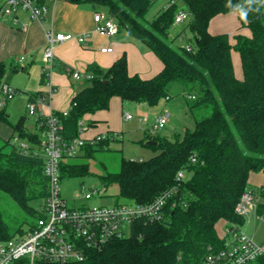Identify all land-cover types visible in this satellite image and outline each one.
<instances>
[{"label":"trees","instance_id":"obj_1","mask_svg":"<svg viewBox=\"0 0 264 264\" xmlns=\"http://www.w3.org/2000/svg\"><path fill=\"white\" fill-rule=\"evenodd\" d=\"M68 1L105 8L120 29L162 61L163 70L151 79L131 75L126 54L107 70L89 64L85 74L89 79L83 80L82 88L71 101L76 105L67 116L55 114L62 125L64 141L79 136L80 123L87 117L108 111L113 98L156 106L162 100H170L169 91L175 83L189 90V98L195 97L190 98L194 102L192 112H209L195 120L194 129L175 133L172 140L149 137L157 144L145 145L158 152L155 157L146 161L122 158L117 172L105 168L99 176L106 187L118 186L120 198L138 204L151 203L165 191L176 189L165 207L164 221L135 222L131 236L111 240L101 250L87 249L84 261L68 264L199 263L209 246H223L217 231L220 223L244 225L235 209L245 192L259 198L258 214L264 217V185L255 190L248 184L251 173H264V0H181V7L176 3L162 9L151 21L146 15L157 0ZM180 10L192 15L187 28L194 39L191 52L173 46L172 26ZM244 12L248 14L246 20L241 17ZM232 13L242 20L250 35L209 31L213 19ZM233 52L239 55L242 79L235 74ZM17 71L13 65L0 62V90L3 85L10 86L9 80ZM40 95L30 93L28 101ZM24 119L10 125V137L2 138L0 192L37 220L48 195L44 161L33 154L40 149L43 138L28 131ZM90 120L93 127L95 122ZM0 123L9 124L5 107L0 108ZM15 138L27 142L29 148L22 151L13 143ZM110 140L86 144L75 158L65 157L60 164L61 181L91 176L90 161L97 152L108 149ZM25 168L37 172L38 186L36 182L27 183ZM180 171L186 172L182 181L177 180ZM16 231L21 232V227ZM10 238L13 233L0 209V240ZM22 262L19 264H25ZM257 264H264V255Z\"/></svg>","mask_w":264,"mask_h":264},{"label":"built area","instance_id":"obj_2","mask_svg":"<svg viewBox=\"0 0 264 264\" xmlns=\"http://www.w3.org/2000/svg\"><path fill=\"white\" fill-rule=\"evenodd\" d=\"M55 3L57 0H0V20L10 25H17L18 13L26 12L31 20L42 21L45 19L49 5L48 2ZM168 9L177 3V0H165ZM192 21V15L186 10H180L174 19L172 26V38H181ZM94 33L99 36L111 38L118 34L120 27L118 22L109 15L97 12L93 15ZM180 28V29H179ZM46 46L43 50V74L46 85L49 87L48 96L51 97L53 88L49 75L56 67L54 47L57 44L76 41L81 45H86L89 38L86 34H72L55 32L48 30L45 33ZM192 51V45L185 48ZM111 48H102V53H111ZM24 60V58H21ZM73 80L79 82L89 79L85 74L71 69L66 70ZM0 93L5 99L0 100V108H3L7 100L12 97L15 90L9 85H3ZM45 96H38L34 100L28 101V113L36 117L38 125L43 127L44 137L39 150L33 154L44 161L43 174L48 180V195L42 206L39 208L40 217L36 225L27 231H21L17 237L7 240H0V264H68L82 262L86 259L87 249L101 250L108 242L116 238L131 236V226L135 222H145L150 224L161 223L165 219V207L170 198L176 194V189L165 191L154 201L148 204L123 203L112 207L93 206L85 204L70 206L68 201L62 197L61 190V161L67 158H75L82 147L86 144H95L106 138L113 139V136L99 135L86 140L83 137L85 130L83 122L80 123L79 136L66 142L62 138V125L55 114L41 116L38 112L39 104L45 102ZM195 99V97H190ZM62 112L67 116L72 107ZM137 118L143 125H150L151 133L154 130L164 128L168 123L169 114L155 117L150 122V118L145 113L132 115L126 113L125 120ZM150 122V123H149ZM22 151H26L29 146L18 138L14 139ZM186 178V172L180 171L177 180ZM100 197V190L97 188L81 185L78 199L88 202ZM259 198L251 192H245L236 206V213L239 217L246 219L253 211L257 212ZM264 221V217L261 216ZM124 228H128L126 235ZM223 246L215 248L209 246L205 256L196 264H257L258 259L264 255V249L257 244L241 227L229 223L225 225L223 235ZM23 263V262H22Z\"/></svg>","mask_w":264,"mask_h":264},{"label":"rangeland","instance_id":"obj_3","mask_svg":"<svg viewBox=\"0 0 264 264\" xmlns=\"http://www.w3.org/2000/svg\"><path fill=\"white\" fill-rule=\"evenodd\" d=\"M177 4L181 7V0H177ZM165 6V0H157L148 11L146 19L151 21L160 10L165 8ZM96 7L103 11H107L103 7ZM232 16V18L236 16L234 20L230 19V21H226L225 24L220 21V18L222 17H216L213 19L210 27L212 33L229 34V32H231V34L242 33L250 35L249 29L243 27L242 20L239 19L235 13H232ZM122 34H124V32ZM193 43L194 39L192 32L190 29L186 28L182 37H177L173 41V46L176 48H186L189 45H193ZM6 64L8 66L13 65L18 68V71L9 80L10 85L15 89L16 94L10 97L7 100V104L4 105L6 112L9 115V124L0 123V146L3 143L2 138L11 133L10 125L16 124L22 117L25 118V127L28 131L38 133L40 137L43 138L44 132L35 127L36 117L30 116L27 109V94L24 91L28 82V74L21 70L26 62L21 60L20 56H17V59L16 56H13L6 62ZM233 64L235 74L238 75V77H241L242 70L240 58L236 52H233ZM74 88L80 90L82 86H78V83L74 82ZM188 94L189 90H186L179 84H172L169 91L170 100H162L158 105L151 107L146 106L144 110H142V112L147 114L150 118V122L155 117L169 114L167 125L162 129L154 130L153 133L150 131L152 129L149 124L143 125L137 118L132 120L124 119L126 113H130L134 116L142 113L136 107V103L122 102L119 98H113L110 102L108 111L96 113L97 115L108 113L110 116L109 130H107L105 135L110 137L113 136V139L109 141L108 149L97 152L95 158L90 161L91 176L86 178H65L61 181L62 197L68 201L70 206L85 204L89 207H112L123 203H131V201L119 197V189L117 185L106 187L101 182L99 176L105 172V168L109 172H117L122 158L146 161L155 157L158 152L145 145L150 142L149 137L172 140L175 133L182 134L185 129H194L195 120H200L203 117H206L209 112L208 110L192 112L191 108L194 102L188 97ZM4 99V95L0 93V100ZM90 122L91 120L86 119L83 123V129L85 130L84 133L86 136H92L107 129L106 124L102 123H99L98 126L89 127ZM13 143L18 145L14 140ZM23 143L28 144L27 142ZM23 175H25L26 180L28 179L27 183L29 184H34V182L37 184V182H40L38 174L33 168H25ZM82 184L86 187L99 189L100 197L88 202H83L78 199V202H76L75 198L80 192ZM36 186H38V184ZM0 209L5 223L8 225L11 233H13V237L19 235L20 232L18 233L16 231L18 228L21 227L22 231H27L30 227L36 225V218L27 216L9 195L2 192H0ZM245 223L244 226L248 225V228L254 232V234L252 233L254 240L264 237V222L256 216L255 211L246 218ZM225 225L226 224L222 222L217 226L219 236L223 235ZM245 228L246 226L244 229ZM124 230L126 231V235H128V228H124Z\"/></svg>","mask_w":264,"mask_h":264},{"label":"crops","instance_id":"obj_4","mask_svg":"<svg viewBox=\"0 0 264 264\" xmlns=\"http://www.w3.org/2000/svg\"><path fill=\"white\" fill-rule=\"evenodd\" d=\"M48 5V13L42 21L31 20L26 12L18 13V23L15 26L0 20V62L6 63L13 56H16V59L17 56L24 58L23 61L26 64L22 68L28 74V82L24 91L27 94V103L30 93H41V96L46 95L47 97L45 102L38 106V112L41 116L62 113L68 110L72 98L79 91L74 88V82L77 81L66 73L67 69L86 74L88 65L96 64L101 69L107 70L123 54H126L128 70L131 75H138L142 79H151L163 70L162 61L146 45L135 40L126 30L120 29L118 34L111 38L94 33L93 15L97 12L108 15L107 11L98 9L92 4L77 5L70 3L68 0H57L55 3L49 1ZM218 17H222L220 21L225 24L230 19L234 20L236 16L232 18V14H229ZM210 27L211 23L209 31L212 33ZM48 30L86 34L89 38L86 45L70 41L57 44L54 47L56 67L53 73L49 75V80L55 88V92L51 97L47 95L49 87L46 85L45 76H43L42 62L43 50L46 46L45 33ZM123 32L124 34H122ZM229 34L231 35V32ZM102 48H111L113 51L102 53ZM236 76L238 79L243 78V74L241 77ZM81 82L83 85V81H79L77 82L78 86H82ZM136 107L142 112L146 106L137 104ZM86 119L94 120V126H98L99 123L107 126V129L92 136H86L84 133L83 137L86 140L103 135L109 130L110 116L108 113L96 114ZM35 123V127L39 129L40 126L36 119ZM89 127H91L90 124ZM10 135L11 133L2 137L8 138ZM248 184L251 189H260L264 185V173H251ZM255 214L261 219L258 210ZM245 221L246 219H244V224H246ZM245 226H241L242 230L253 238L252 233L254 234V232L248 228V225ZM254 241L264 249V237Z\"/></svg>","mask_w":264,"mask_h":264},{"label":"clouds","instance_id":"obj_5","mask_svg":"<svg viewBox=\"0 0 264 264\" xmlns=\"http://www.w3.org/2000/svg\"><path fill=\"white\" fill-rule=\"evenodd\" d=\"M257 12H259V9H257ZM247 16H248V14L246 12L241 13L242 19L246 20L247 19Z\"/></svg>","mask_w":264,"mask_h":264},{"label":"water","instance_id":"obj_6","mask_svg":"<svg viewBox=\"0 0 264 264\" xmlns=\"http://www.w3.org/2000/svg\"><path fill=\"white\" fill-rule=\"evenodd\" d=\"M80 84L82 85V82H81ZM148 144H149V145H156L157 143H156V142H152V141H150V142H148Z\"/></svg>","mask_w":264,"mask_h":264}]
</instances>
